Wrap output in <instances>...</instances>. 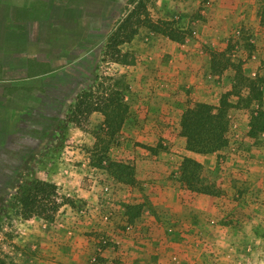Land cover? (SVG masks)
Here are the masks:
<instances>
[{
  "label": "rangeland",
  "instance_id": "rangeland-1",
  "mask_svg": "<svg viewBox=\"0 0 264 264\" xmlns=\"http://www.w3.org/2000/svg\"><path fill=\"white\" fill-rule=\"evenodd\" d=\"M82 1H74L69 21L58 8V71L24 93L27 107L0 106V207L28 174L56 184L72 204L30 219L12 212L1 248L13 264H176L173 256L180 264H264V131L250 134L252 112L264 108V0H144L151 20L176 23L185 41L142 27L121 46L129 64L114 62L108 45L134 0ZM214 53L228 68L211 69ZM233 64L258 83L262 98L250 107L239 99L248 89ZM98 75L126 76L125 124L112 136L96 113L59 134L77 92ZM225 95L229 144L212 154L189 151L183 114L198 103L217 107ZM184 158L201 164L199 184L212 194L183 184ZM100 159L130 165L135 183L95 166ZM158 186L187 201L212 197L218 210L188 221L173 204L161 213Z\"/></svg>",
  "mask_w": 264,
  "mask_h": 264
},
{
  "label": "trees",
  "instance_id": "trees-1",
  "mask_svg": "<svg viewBox=\"0 0 264 264\" xmlns=\"http://www.w3.org/2000/svg\"><path fill=\"white\" fill-rule=\"evenodd\" d=\"M133 4H135L133 9L130 10L129 14L110 37L108 49L114 62L119 64H129L131 62L129 60L130 54L123 53L121 46L131 43L142 27L161 32L173 41H185V36L177 32L178 26L176 23L163 22L162 26L154 23L149 16L148 7L144 0H134ZM261 24L264 29V6ZM216 53H214L215 56H213L211 66L215 73L219 72V68H228V64L220 66V59L216 57ZM225 54L223 51L220 57ZM233 66H235L237 79L241 78L245 83L247 78H244L242 68L236 67L235 64ZM110 81H114V84L112 85ZM245 84L248 89V95L242 96L238 92L240 94L239 99L242 100L245 106L250 107L254 101L253 98L261 100L262 94L256 80H248V83L246 82ZM129 89L130 86L124 75L119 77L95 76V79L77 92L75 102L72 104L73 110L67 115L66 124L60 127L59 134L65 136L70 124H80L82 119L88 120L93 114L101 113L105 116V123L111 130V135L115 136L127 119L129 106L125 102V95ZM227 97L228 95L223 96L221 104L217 107L198 103L185 111L182 116L181 127L182 133L187 139V149L189 151L198 154H212L221 151L229 144L226 136L228 130L227 111L231 104ZM250 127V134L253 137H256L258 132L264 131V108L257 112H252ZM104 163L100 159L95 166L103 168L105 166ZM201 167V164L196 160L184 158L181 163L180 179L190 190L212 194L207 187L199 184V170ZM105 168L118 181L127 184L135 183L133 168L127 163L111 161L108 162ZM69 203L72 204L69 199L64 198L60 194L56 184L28 174L27 178L22 180L13 201L0 207V234L5 230L7 220L12 212L24 219H30L34 216L44 217L49 213L59 211L60 208ZM0 264H13V259L9 253L1 248V245Z\"/></svg>",
  "mask_w": 264,
  "mask_h": 264
},
{
  "label": "crops",
  "instance_id": "crops-1",
  "mask_svg": "<svg viewBox=\"0 0 264 264\" xmlns=\"http://www.w3.org/2000/svg\"><path fill=\"white\" fill-rule=\"evenodd\" d=\"M74 1L0 0V106L5 109L7 106L27 107L26 102L20 100L24 99V93L42 89V77L58 71L60 64H54L57 58L52 49H62L61 45L55 47V44L62 43L59 33L64 23L59 24L57 11L61 8L63 20L69 21L68 15L75 9ZM74 46L65 50L66 56ZM158 188L165 191H160L165 202L162 206L157 205L161 213L173 204L176 215L188 221L191 213H203L206 217L218 210L214 200H210L212 197L199 195L195 200L187 201L182 199L185 196L170 193L167 186ZM202 201H211V205L206 207ZM199 225L197 227L203 226L202 223Z\"/></svg>",
  "mask_w": 264,
  "mask_h": 264
},
{
  "label": "built area",
  "instance_id": "built-area-1",
  "mask_svg": "<svg viewBox=\"0 0 264 264\" xmlns=\"http://www.w3.org/2000/svg\"><path fill=\"white\" fill-rule=\"evenodd\" d=\"M172 261H173V263L180 264V261H179L177 256H173Z\"/></svg>",
  "mask_w": 264,
  "mask_h": 264
}]
</instances>
